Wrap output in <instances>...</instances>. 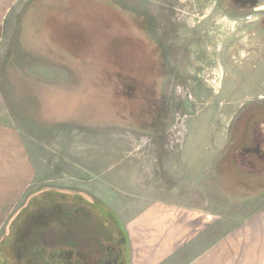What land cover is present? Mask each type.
Masks as SVG:
<instances>
[{
  "label": "rangeland",
  "instance_id": "obj_1",
  "mask_svg": "<svg viewBox=\"0 0 264 264\" xmlns=\"http://www.w3.org/2000/svg\"><path fill=\"white\" fill-rule=\"evenodd\" d=\"M0 86L32 167L18 210L0 214V264H16L14 235L50 190L126 224L144 187L190 177L229 256L214 264H264V187L221 169L241 113L264 115V7L0 0Z\"/></svg>",
  "mask_w": 264,
  "mask_h": 264
},
{
  "label": "crops",
  "instance_id": "obj_2",
  "mask_svg": "<svg viewBox=\"0 0 264 264\" xmlns=\"http://www.w3.org/2000/svg\"><path fill=\"white\" fill-rule=\"evenodd\" d=\"M16 137L15 124L0 86V214L18 210L16 205L20 206L31 179L28 173L31 163L19 151L21 143ZM160 165L163 168L164 162ZM192 180L195 179H178V182L171 179L170 184L159 178L158 186L144 187L149 199L126 224L110 215L124 242L126 264H214L229 259L216 253L212 204L207 197L204 200L205 196L199 198ZM162 183H168L169 188L159 185ZM5 226L6 221L1 231Z\"/></svg>",
  "mask_w": 264,
  "mask_h": 264
},
{
  "label": "flooded vegetation",
  "instance_id": "obj_3",
  "mask_svg": "<svg viewBox=\"0 0 264 264\" xmlns=\"http://www.w3.org/2000/svg\"><path fill=\"white\" fill-rule=\"evenodd\" d=\"M237 2L238 7L248 8L264 0ZM230 131L231 143L221 169L233 174L236 182L257 190L264 184V115L242 112ZM47 193L51 194H47L49 204L40 213L28 215L30 220L14 235L20 246L16 264H126L124 242L110 215L80 196ZM37 198L30 199V204Z\"/></svg>",
  "mask_w": 264,
  "mask_h": 264
},
{
  "label": "water",
  "instance_id": "obj_4",
  "mask_svg": "<svg viewBox=\"0 0 264 264\" xmlns=\"http://www.w3.org/2000/svg\"><path fill=\"white\" fill-rule=\"evenodd\" d=\"M255 8L259 9V8H263L264 7V2H257L256 4H254ZM231 177L233 178L234 181H236L235 176L233 174H231ZM260 187H264V184H262V186ZM2 243V242H1ZM2 245V244H1ZM1 251V248H0Z\"/></svg>",
  "mask_w": 264,
  "mask_h": 264
},
{
  "label": "trees",
  "instance_id": "obj_5",
  "mask_svg": "<svg viewBox=\"0 0 264 264\" xmlns=\"http://www.w3.org/2000/svg\"><path fill=\"white\" fill-rule=\"evenodd\" d=\"M148 64V63H147ZM148 74V73H147ZM148 77H150V74H148L147 75ZM146 80H147V77H146ZM133 88V87H132ZM135 89H137V88H135ZM132 93H133V91H131V95H132ZM139 93H141V95H143L144 97H143V100L145 99V90H142V88H141V91L139 90ZM52 193H55V192H57V191H54V190H50Z\"/></svg>",
  "mask_w": 264,
  "mask_h": 264
}]
</instances>
